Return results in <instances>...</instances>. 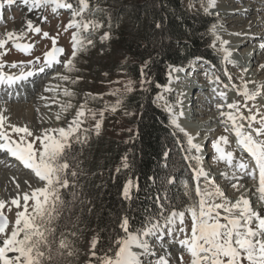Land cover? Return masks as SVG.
I'll use <instances>...</instances> for the list:
<instances>
[{
  "label": "snow or ice",
  "instance_id": "snow-or-ice-1",
  "mask_svg": "<svg viewBox=\"0 0 264 264\" xmlns=\"http://www.w3.org/2000/svg\"><path fill=\"white\" fill-rule=\"evenodd\" d=\"M14 5H21L29 13L49 8L52 13H57L61 9L69 10L71 19L64 26V31L68 29H74V31L71 36L72 52L65 60H61L66 53L62 47L57 46V37H50L48 32H43V38L51 39L52 47L43 53L42 58L39 56L34 58L35 63L40 65L38 68L25 69V64L32 65L33 60L12 62L9 67H19L20 71L18 74H9L3 71L5 64L0 62V85L8 89L57 64L63 63L65 72L76 71L74 60L78 52L93 45L92 33L103 27V24L95 18L96 14L102 10L98 6L93 7L91 0H0V9ZM202 7L206 14L209 13L210 9L215 7V0H206ZM39 18L41 22L47 19L42 15ZM156 27L160 28L161 25L157 23ZM41 31L39 25L28 19L24 30L7 31L0 36V49H4L5 45L11 41L15 49L28 55L33 44L20 41H23L29 33L40 34ZM211 31L214 36L212 46L216 47V43L219 42V51L223 54L222 62L233 63L232 52L226 47L229 41L223 40L218 35L216 25L212 26ZM108 38L109 33L105 32L101 40ZM261 47H264V44ZM148 66L149 61H144L141 65L140 86L142 88L150 82L146 72ZM169 67V81L173 79V72L184 71L182 67ZM242 71L247 72L248 69L245 68ZM206 75L209 76L210 83L221 82L220 75L216 72L209 71ZM224 75L228 77L229 82L232 81L226 69ZM54 78L60 81L76 82L65 74L57 73ZM76 79L78 80L79 77ZM248 83L253 82L242 79L240 86L234 83L231 85L237 94L243 97L242 104L235 101L228 103L225 91L213 88V92L220 100L225 101L216 105L224 131L234 135L237 150L247 153L253 166L250 167L243 156L237 158L234 151L226 150L230 146L228 136L217 137L212 142V148L216 153L215 159L226 162L227 166L233 169V179L236 178L237 173L251 177L254 181L258 179L256 191L259 193L261 207L254 208L249 198L243 194L235 201L226 196L201 164L199 155L201 145L195 143L194 138L178 124L177 115H183V113H174L172 106H167L166 110L170 113L172 126L183 133L187 139L188 147L182 149L185 151L183 158L189 164L192 181L195 183L194 189L188 182L184 183V194L188 197L189 203L183 210L166 211L164 204L158 200L159 214L145 221L135 230L131 228L130 218L127 215L121 216L118 227L123 234H116L109 241L108 246L99 251L97 246L100 237L94 236L91 241L88 264H170L168 255L158 254L152 244L153 240L160 241L162 244L166 237L171 238V242L178 244L182 250L179 264H264V105L256 103L257 97L261 95L262 86L249 90ZM132 85L133 82L129 80L125 86L126 91L131 92ZM224 87L228 88V85L225 84ZM58 89L59 85H56L45 88V91ZM116 92L118 90L110 94L115 95ZM62 94L69 100L60 104V112L56 114L58 121L61 119V114L67 113L73 107L71 98L74 93L64 88ZM88 97L97 99V96L86 94L85 103L76 109L75 115L67 122L66 127L44 129L39 136H35L26 126L9 125L10 132L18 137L13 139L9 129L5 128L7 118L0 115V151L7 152L24 168L30 169L41 182V186L35 188L29 185L30 191L18 194L11 200V205L15 206L17 211L10 231L8 230L9 220L3 212L7 202L0 200V264H64L67 258L76 255L73 238L78 233L67 230L72 222L65 213L78 200L81 205L85 201L80 199L84 194L83 185H79V192L76 191L80 174L73 168L71 152L74 144L87 143L90 130L85 128L84 124L88 118L100 117L96 119L94 125L98 133L104 115L103 110L97 112L87 107ZM249 102H252L251 105ZM120 103L121 101L117 100L115 105L106 104L105 109L110 107L112 111H115ZM177 103L180 104L182 101L178 100ZM225 107L228 111L223 110ZM242 109L248 114L245 115ZM192 150H195L196 155H192ZM164 155L167 157L168 153L165 152ZM121 166L123 169L129 168L126 156L122 158ZM76 167L80 165L77 164ZM120 171L121 167L118 166L116 172L120 173ZM222 175L227 177V173ZM167 182L173 181L169 178ZM232 187L239 190L243 185L233 183ZM133 189L138 190L139 184L129 176L122 187V198L131 201ZM69 190L72 195L71 201L64 197V193ZM186 218H190V228L186 224ZM62 220L66 222L61 224ZM72 226L75 227L74 224ZM164 251L170 255L169 250ZM185 254L188 257L187 261ZM154 256L155 261L150 259Z\"/></svg>",
  "mask_w": 264,
  "mask_h": 264
},
{
  "label": "rangeland",
  "instance_id": "rangeland-1",
  "mask_svg": "<svg viewBox=\"0 0 264 264\" xmlns=\"http://www.w3.org/2000/svg\"><path fill=\"white\" fill-rule=\"evenodd\" d=\"M221 1L224 6L219 7L221 5ZM204 2H206V0H182V5L191 13L206 14L202 7ZM100 9L102 11L98 12L95 18L103 24V27L92 33L91 38L93 40V45L88 46L86 50L78 52L74 60L76 71L70 73L65 72L63 63H61L54 65L52 68L45 69L41 75H36L33 81L28 79L27 81L13 86L11 89L0 85L2 88H0V115H3L7 118L5 122L6 129H9V125L15 124L14 115L12 113L14 107L29 105L33 114L31 113V118L28 120L26 119L25 121L28 122L32 128V131H34V135L39 136L42 134V130L63 125L71 120L75 115L76 109L82 103H85L86 94H92L97 96V99L93 100L88 97L87 107L97 112L103 110L104 115L98 133L95 131L94 125L96 123V119H99L100 117L97 116L96 119H92L91 117L88 118L87 122L84 124V127L90 130L88 139L94 140L98 136H101L105 139L114 137L124 138L127 133L135 131L134 121L137 118L138 112L134 109H128L124 104L126 95L130 93L126 91L125 86L129 80L133 82L132 91L137 89H147L148 86L145 84L142 88L140 86L141 78H131L128 76L125 69L120 66V63L121 65H125V63L128 61V53L123 49H115L111 45L110 40L112 35L108 26L110 12L105 7ZM207 14L219 19L220 23L216 26V31L223 40H227L225 35H232L233 33L241 34L239 38L245 39L244 42L247 41L248 38L249 41H247L245 44L246 46H244L248 47L250 52H252L256 46L259 47V45H256L259 40L262 38L264 39V0H215V7L210 9L209 13ZM24 15V8L21 5H14L11 7L6 6L4 9H0V36H3V34L7 31L19 32V27L23 25L25 19ZM41 15L47 18L43 22H41V19L39 18ZM37 17L40 20L39 26L42 29L41 33H29L30 37L27 36L23 41H20L21 43L33 44V48L28 55H25L23 52L15 49L12 46L11 41L5 45L4 49H0V53H4V55H0V62L5 64L3 71L6 73H19V67H9L12 62L19 63L21 61L27 62L29 60H33L34 63L32 65L25 64V69L37 68L40 66L35 63L34 58L37 56L42 58L43 53L52 47L51 39L43 38V32H48L50 37H57V45H61L66 53V55L61 57V60H65L71 55V36L74 29H68V31H64V26L67 25L68 21L71 19V12L69 10L61 9L58 10L57 13H52L50 8L41 9L37 13ZM105 32L109 33V38L102 41L101 37ZM58 33L59 35H57ZM210 33L212 34V40L208 46L218 63L200 56L193 58L189 63H187V66L191 62L195 61L196 67L193 70L190 68L186 70L187 78L196 77V79L199 80V83H206V81L209 80V76L206 75V73L212 71L220 75L221 82L218 85L224 86L227 84L228 87L232 88L231 85L234 83L235 85L240 86L242 83V77L240 76L238 69L232 65L230 66L229 63L224 64L222 62L221 52L219 51V42L216 43V47H213L212 44L214 36L212 31H210ZM226 47L228 48V45H226ZM261 51L262 49L260 50V55L254 57L251 68L256 72L257 77L262 80V90L264 91V67H262L264 66V50L262 52ZM254 52L256 53V51ZM225 69L232 77L231 82H229L228 77L224 75ZM57 73L69 75L71 80H76V82L72 83L71 81H60L55 79L54 77H56ZM167 73L169 74V68ZM77 77H79L78 80L76 79ZM34 84L36 86H33ZM56 85H59V89L57 91H45V88L50 86L55 87ZM156 86H158V84H156ZM64 88H68L74 93V96L71 98L73 107L67 113L61 114V119L58 121L56 119V114L60 112V104L66 103L69 100L68 97H64L62 94V90ZM4 89L6 92L3 91ZM163 89V85H159V90L153 97V104L156 107L158 106L155 104V97H157L159 93L163 91ZM116 90H118V92H116L115 95L110 94ZM194 92L193 98L190 101L192 106L195 103L194 97L197 94L196 91ZM209 93L210 96L213 94L211 91H208L206 93V98H208ZM235 93L236 99L234 101L242 104L243 97L238 95L236 90ZM191 94L192 93L190 92L189 96H191ZM41 97H45L46 99H42ZM117 100H120L121 103L118 107H116L115 111H112L110 107L105 109L106 104L110 106L115 105ZM167 100L171 104H178L177 101L179 100V93H176V91L169 92ZM212 102H214L212 103V106L209 105V107L205 109L202 108L201 111L194 116V121H199L201 118L203 119L207 117L214 119L210 125L211 129L204 132L205 135L209 137V139L206 152L199 154L201 156V164L202 166H207L206 170L210 173V178L214 179L215 184L217 183V186L222 185L221 188L225 192L226 196L230 200L235 201L241 196V193L231 186L233 183H237V179L235 178L236 181L224 180V176L220 175V173L217 171L223 167L225 168L227 164L223 161L215 159L216 153L212 148V142L221 135L228 136L230 140V133L224 131V125L220 122L221 117H219V114H216V111L218 110L216 109L217 103L216 101ZM251 103L252 102H249L250 105ZM242 111L247 113L246 110L242 109ZM168 121L171 123L170 118ZM10 135L13 139L18 138L15 133L10 132ZM181 135L184 136L183 134ZM231 151H234V155L237 158L244 156L245 160L249 162L250 167L253 166V162H251V158L247 156V153H242L237 150L236 145L233 146ZM166 152L168 153V150ZM8 155L10 154L5 151H0V196L3 197L1 200L7 202L6 205L11 200L9 199V194L11 195V198H15L19 193H23L25 189L29 190V185L31 188L41 186V182L35 177V175L31 174L32 172L30 169L24 168L23 165L12 156L8 159ZM192 155H196L193 150ZM75 162H77V159H75L73 162V168H75L78 173H81L82 170L76 167L78 163ZM238 174L239 173L236 174V177ZM217 175H219V178H217ZM26 181L28 183H25ZM247 181L252 186V189H254L255 193L253 191L252 193L250 190H247L248 194L246 197L249 198L252 206H255L259 201V193L256 191V188L258 187V179L254 181L251 179V177L247 176ZM184 183L185 182H181L182 188H184ZM218 183H220V185H218ZM17 185H19V187H17ZM225 186L228 187L225 189ZM194 187L195 183L193 182V188ZM249 192H251L250 195ZM159 198L157 201L159 200L163 203V201ZM165 201L167 202V200ZM259 203L261 202L259 201ZM16 211L17 209L3 210L5 216L9 220L8 230H11V224L15 221ZM155 212L156 213L152 218L159 214L158 203L156 204ZM186 224L190 228V218H186ZM94 236H97L96 233L90 234L86 240H81L80 238L77 239L78 243L74 244L76 255L74 257L67 258L64 261V264H67V262L72 264H88L90 259L89 253L91 241ZM163 242L169 243L170 250L173 249L176 251H173V264H179V257L182 252L180 246L171 242V238L167 237ZM187 259L188 257L185 254V260L187 261Z\"/></svg>",
  "mask_w": 264,
  "mask_h": 264
},
{
  "label": "trees",
  "instance_id": "trees-1",
  "mask_svg": "<svg viewBox=\"0 0 264 264\" xmlns=\"http://www.w3.org/2000/svg\"><path fill=\"white\" fill-rule=\"evenodd\" d=\"M91 4L110 12L111 45L126 50L129 56L120 66L128 76L139 79L141 65L149 61L146 72L150 81L147 89L134 90L124 100L128 109L138 112L134 132L124 138L88 139L83 145L74 144L71 152L72 165L77 159L75 163L82 170L76 191L83 185L80 199L85 203L81 205L78 200L65 213L72 222L67 230L78 233L74 244L77 239L86 240L96 233L100 237L99 251L116 234H123L118 227L121 216L127 215L135 230L152 219L159 197L166 211L183 210L189 203L181 187V182H188L193 188L191 169L182 151L188 147L186 138L169 124L170 116L153 104V97L159 90L156 84L167 83L169 66L183 67L198 56L217 63L208 45L212 40L210 29L219 19L189 12L182 0H91ZM125 156L128 169L121 166ZM118 166L120 173L116 172ZM129 176L138 181L139 189H133L132 200L126 201L121 191ZM169 178L172 183L167 182ZM64 197L71 201V190ZM65 222L62 220L61 224Z\"/></svg>",
  "mask_w": 264,
  "mask_h": 264
},
{
  "label": "bare ground",
  "instance_id": "bare-ground-1",
  "mask_svg": "<svg viewBox=\"0 0 264 264\" xmlns=\"http://www.w3.org/2000/svg\"><path fill=\"white\" fill-rule=\"evenodd\" d=\"M220 3H221V5L219 7L224 6L222 4V1ZM24 12H25V15H24L25 19H24L23 25L21 27H19V31L24 30V25L28 19H31L34 24L40 25V20L37 17V13L39 11L29 13V12H27L26 9H24ZM240 35L241 34H234V33L232 35L231 34L225 35V38L227 39V41H229L228 48L232 52L231 60L233 61V63H229V64H230V66L232 65L236 69H238L240 76L242 77V79L244 81H252L253 83H248V88H249V90H255L257 88V86H263V82L261 79H259L257 77L256 72L254 70H252V68H251L252 66H250L251 64L249 61V57L252 56L253 54H255L254 51H256V53H257L258 52L257 50H260V49H262V51L264 50V47H261V45L264 44V39L262 38L261 40H259L258 43H256V45H259V47H257V49L254 50L251 55H249L248 53H250V49H248V47L244 46L249 39L244 42L245 39L239 38ZM28 36L30 37L29 34H28ZM259 55H260V53H259ZM174 67H176V66H174ZM195 67H196V62L193 61L188 66L182 67L184 69V71L179 72V73L173 72L172 73L173 79L171 81H169L168 83H166L163 86L164 87L163 91H161L159 93V95L157 97H155L156 98L155 104L165 111H167L166 110L167 106H172L174 113H177V114L180 112L183 113V115H177V122L181 128H183L189 135H191L194 138L195 143H198L201 145V152H200V154H201V153H205L207 150V147H205V145H206L205 141L208 140L207 139L208 136L205 135L204 132L206 130L211 129L210 125H211L212 120H214L211 117H209V118L207 117V118H203V119L201 118V120H199V121H194V116L197 115L201 111L202 108L203 109L206 108V106H205V103L207 101L206 93L208 91L209 92L211 91L213 94H211L210 99L211 100L213 99L212 101H216L217 104L225 103V101L220 100L216 96V94L213 92V88H216L218 91H225L227 94V102L228 103L234 102V100L236 99L235 98L236 93H235V89H233V88H230V87L225 88L223 85H218L217 83H210L209 80H207L206 83H199L198 82L199 80H197L196 77L195 78H193V77L187 78L186 70L188 68L193 70ZM176 68H180V67H176ZM245 68L248 69L247 72L242 71ZM33 69H35V68H33ZM169 71H170V68H169ZM36 75H41V73L35 74L34 76L30 77L29 80L33 81V79H35ZM200 75H204V74H200ZM177 77H178V79H177ZM203 84H204V86H202ZM33 86H36V85L34 84ZM193 88H197L196 89L197 94L194 97L195 103L192 106L191 105L192 103H190V101L193 98V93H194V91H192ZM3 91L6 92L5 89ZM172 91H176V93H179V101H182V103L171 104L167 100L168 99V93L172 92ZM191 91H192V94H191V96H189V93ZM161 96L163 97V99H158V97H161ZM256 103L259 105H264V91L262 90V87H261V95L257 97ZM225 108H224V111H228V109H225ZM216 109H217V107H216ZM31 110L32 109L29 107V105L28 106H22V107L15 106L14 110L12 112L14 115V119H15L14 120L15 124H13V125H15L17 127H25L26 126L30 131H32V128L30 127L28 122L25 121L26 119L28 120L29 118H31V113H32ZM216 114H219V110L216 111ZM244 114L247 115V113H244ZM12 116H11V118H12ZM66 126H67V123H65L63 125L54 126L52 128L66 127ZM32 132L34 133V131H32ZM35 133H37V132H35ZM204 142H205V144H204ZM203 145H204V147H203ZM234 145H236L235 137H234V135L230 134V146L226 150L231 151V149L233 148ZM206 167H207L206 165L203 166L204 170L207 172ZM217 171L220 173V175H222V173H227V177L225 175H223L224 180L236 181V179H237V183L240 185H243V187L239 188V190H238V192H240L241 194L247 196V194H248L247 190L254 192V189H252V186L247 181L246 175L239 173L237 175L236 179H233L232 168H229L228 166H225V168L223 167L222 169L217 170ZM207 173L210 177V173L209 172H207ZM218 176L219 175H217V178H219ZM202 183H203V181H202ZM222 184H224V183H222ZM218 185H220V183H218ZM221 186H219V187L221 188ZM227 187L228 186H225V189ZM30 190L31 189H29V190L25 189L24 192H28ZM251 192H249V195ZM19 194H22V193H19ZM1 198H3V197L0 196V200H1ZM9 199L12 200L14 198H11V195L9 194ZM11 200L8 202V204L6 205V207L3 210L16 209L15 206L11 205V203H10ZM253 207L254 208H260L261 203H259V201H258V203Z\"/></svg>",
  "mask_w": 264,
  "mask_h": 264
},
{
  "label": "water",
  "instance_id": "water-1",
  "mask_svg": "<svg viewBox=\"0 0 264 264\" xmlns=\"http://www.w3.org/2000/svg\"><path fill=\"white\" fill-rule=\"evenodd\" d=\"M58 47H62L61 45H57ZM63 48V47H62Z\"/></svg>",
  "mask_w": 264,
  "mask_h": 264
}]
</instances>
